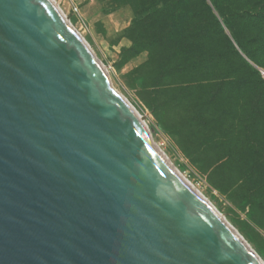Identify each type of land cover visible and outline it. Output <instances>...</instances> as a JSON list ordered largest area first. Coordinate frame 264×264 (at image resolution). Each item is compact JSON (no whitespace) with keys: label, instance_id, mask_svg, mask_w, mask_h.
Segmentation results:
<instances>
[{"label":"water","instance_id":"1","mask_svg":"<svg viewBox=\"0 0 264 264\" xmlns=\"http://www.w3.org/2000/svg\"><path fill=\"white\" fill-rule=\"evenodd\" d=\"M0 264H258L49 0H0Z\"/></svg>","mask_w":264,"mask_h":264},{"label":"rangeland","instance_id":"2","mask_svg":"<svg viewBox=\"0 0 264 264\" xmlns=\"http://www.w3.org/2000/svg\"><path fill=\"white\" fill-rule=\"evenodd\" d=\"M55 1L107 69L112 86L144 118L154 143L264 262V218L258 221L248 214L239 192H234L232 186L226 188L213 176L204 158L190 149L180 132L185 125L194 133L203 134L204 140H212L211 124L199 115L208 110L206 104L211 102L230 121L241 109L237 120L243 124V134L221 145L211 157L238 163L231 173L234 179L245 180L248 175L245 161L264 159V107H260L264 96L261 98L259 92L251 90L255 88V80L264 83L258 72H264V40L261 37L252 40V33L241 37L249 55L237 47L229 29L225 30L228 40L217 34L208 44L201 25L206 18L198 6L193 13L187 11L188 15L196 16L182 15V20L178 19L186 27L195 26V31L179 29L175 39H182L183 46L174 51L170 47L164 49L167 39L161 37L157 19L140 24L157 7H162L160 0ZM242 29L247 30L241 26ZM261 36L264 39V32ZM229 40L238 54L231 52ZM222 54L230 66V77L221 70L225 61ZM163 97L169 100L168 112L160 105ZM247 142L252 146L249 149ZM240 146L241 152L237 150ZM263 173L261 168L253 170L252 175L255 178ZM254 184L258 189L254 201L264 216V183L258 180ZM242 185L247 186L245 182Z\"/></svg>","mask_w":264,"mask_h":264},{"label":"trees","instance_id":"3","mask_svg":"<svg viewBox=\"0 0 264 264\" xmlns=\"http://www.w3.org/2000/svg\"><path fill=\"white\" fill-rule=\"evenodd\" d=\"M162 2V7H157L146 19L141 20L140 24H145L151 20H156L161 25L160 32L161 37L167 39L164 43L165 48H172L174 51L177 46H183L182 39H175L177 35V31L180 29H184L185 31H189L190 33L195 31V26H187L182 24L181 21L178 22V19H181V16L184 15L186 18L196 16L187 14V11L193 13L194 10H197L198 6L200 10H203L205 21L201 23L202 27H204V35L206 34V41L210 44V39L214 37V35H220L227 38L225 34V30L229 29L231 31V36H233L235 42L237 43V47L241 48L245 51L246 54L249 55L247 49H245V44L243 43V38L246 37L248 33L253 34L252 40L261 37L262 38L263 29H264V0H160ZM193 19L190 20V23H193ZM241 26L246 28L247 30H241ZM240 27V28H237ZM242 32L241 34H238ZM247 33V34H246ZM165 35H168L166 37ZM203 35V36H204ZM205 39V38H204ZM228 45L231 49V52L237 53V50L234 48L232 41H228ZM247 46V44H246ZM228 49V51H230ZM180 50V49H178ZM224 53V52H223ZM178 56V55H177ZM224 58V66L222 67V72L228 74L227 77H230L231 72H228L229 65L225 59V54L221 55ZM181 70H184L183 67H178ZM259 74L264 78V75L261 71H258ZM233 73V72H232ZM253 82V81H252ZM203 84V83H202ZM252 84V83H251ZM255 88L251 89L255 92L260 93V97L264 96V83L259 81L258 79L253 82ZM206 87V86H204ZM263 95V96H262ZM164 99V100H163ZM160 105L163 110L168 112L169 108V100L165 97L160 98ZM208 106V110L201 111L199 115L205 120L208 121L211 125L209 126L211 132H213L212 140H204L203 134L194 133L192 129L186 128L185 125L180 127V132L185 137L186 143L193 150L194 153L199 155L201 158H204L206 166L211 168V172L213 176L222 183L223 186L230 189V186L234 188V192L238 193V197L242 199L244 202V208L248 209V214L252 217L258 218V221L264 218L262 214V210L259 206L256 205L254 201L255 196L257 195V188L255 187L254 182L258 181L264 183V173L258 175L257 177H253V170H259L264 168V159L261 160H248L245 161L244 168L247 169V176H245V180L238 177L234 179V175L231 173V169L236 167L238 163H232L230 161H221L211 157V154L215 153L216 150L221 147V145L226 144L227 141H230L239 135L244 129L243 124L237 120V115L241 111L237 110L235 117L231 121L225 117V114L219 111L217 108H213V104L208 102L206 104ZM255 107H258L256 104ZM260 107H264V104ZM257 109V108H255ZM228 121L230 124L228 125ZM226 123L228 126H225ZM248 124V123H247ZM220 125L223 127L221 128ZM249 125V124H248ZM217 127V128H216ZM197 128H193L195 130ZM198 130V129H197ZM252 146L247 142V149ZM243 147H238V151L241 152ZM247 185L246 188L243 187V183ZM235 187H234V186ZM260 223V222H259Z\"/></svg>","mask_w":264,"mask_h":264},{"label":"bare ground","instance_id":"4","mask_svg":"<svg viewBox=\"0 0 264 264\" xmlns=\"http://www.w3.org/2000/svg\"><path fill=\"white\" fill-rule=\"evenodd\" d=\"M53 5H55V7L59 10L60 14L62 15V17L64 18V20L69 24V26L74 30V32L78 35V37L82 40H84L82 38V36L79 34V32L73 27V25L71 24L70 20L68 19V17L63 13V11L60 9V7L58 6V4L56 3L55 0H49ZM100 64L102 65V67L104 68V70L108 73L107 69L104 67V65L100 62ZM130 104V103H129ZM131 105V104H130ZM132 109L134 110L135 114L137 115V117L140 119V121L148 128L144 118L139 114V112L131 105ZM149 130V129H148ZM151 135V134H150ZM152 140V137H151ZM154 146L157 148V150H159V152L170 162V160L168 159V157L165 155V153L154 143V141L152 140ZM171 163V162H170ZM172 164V163H171ZM172 166L174 167V165L172 164ZM175 168V167H174ZM176 169V168H175ZM176 171L183 177V179L193 188L194 191H196L200 197H202L204 199L205 202L208 203V205L213 209V211L228 225V227L232 230V232L234 233V235L239 239V241L244 245V247L247 249V251L250 253V255L255 259V261L258 264H264V262L262 261V259H260V257L258 256V254L254 251V249L248 244V242L240 235V233L228 222V220L210 203V201L192 184L190 183L177 169Z\"/></svg>","mask_w":264,"mask_h":264},{"label":"built area","instance_id":"5","mask_svg":"<svg viewBox=\"0 0 264 264\" xmlns=\"http://www.w3.org/2000/svg\"><path fill=\"white\" fill-rule=\"evenodd\" d=\"M262 74L264 75V72L262 71Z\"/></svg>","mask_w":264,"mask_h":264}]
</instances>
